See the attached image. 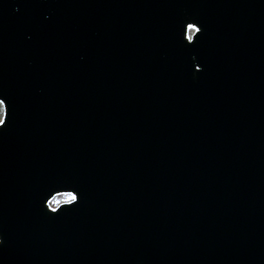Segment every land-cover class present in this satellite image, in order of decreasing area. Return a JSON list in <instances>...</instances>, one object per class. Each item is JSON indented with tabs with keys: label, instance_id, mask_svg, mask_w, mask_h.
<instances>
[{
	"label": "water",
	"instance_id": "obj_1",
	"mask_svg": "<svg viewBox=\"0 0 264 264\" xmlns=\"http://www.w3.org/2000/svg\"><path fill=\"white\" fill-rule=\"evenodd\" d=\"M0 104V264H264V0H0Z\"/></svg>",
	"mask_w": 264,
	"mask_h": 264
},
{
	"label": "rangeland",
	"instance_id": "obj_2",
	"mask_svg": "<svg viewBox=\"0 0 264 264\" xmlns=\"http://www.w3.org/2000/svg\"><path fill=\"white\" fill-rule=\"evenodd\" d=\"M0 107H2L1 104H0ZM71 198H72V196L70 194H61V195L55 196L52 199V202H53V204H58V203H61L63 201H67Z\"/></svg>",
	"mask_w": 264,
	"mask_h": 264
},
{
	"label": "clouds",
	"instance_id": "obj_3",
	"mask_svg": "<svg viewBox=\"0 0 264 264\" xmlns=\"http://www.w3.org/2000/svg\"><path fill=\"white\" fill-rule=\"evenodd\" d=\"M4 124V120H3V108L0 107V125Z\"/></svg>",
	"mask_w": 264,
	"mask_h": 264
}]
</instances>
